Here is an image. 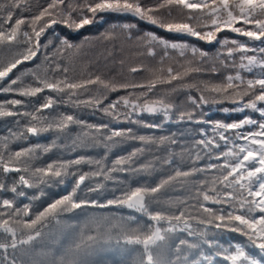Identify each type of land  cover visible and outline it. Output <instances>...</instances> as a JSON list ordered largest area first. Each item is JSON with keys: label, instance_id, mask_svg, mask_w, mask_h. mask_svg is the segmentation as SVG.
Instances as JSON below:
<instances>
[{"label": "snow or ice", "instance_id": "1", "mask_svg": "<svg viewBox=\"0 0 264 264\" xmlns=\"http://www.w3.org/2000/svg\"><path fill=\"white\" fill-rule=\"evenodd\" d=\"M23 7L25 0H0V46H6L11 52L10 56L0 55V82L8 80L20 65L37 59L42 47L45 49L44 64L47 67L42 72L36 70L22 74L32 76L35 86L30 84L14 88V85L22 83V76H18L11 79L7 87L0 88V93L36 97L47 90L60 94L61 98L66 96L77 106L102 110L111 120L109 123L91 125L73 114L62 113L58 118H52L50 113L48 116L41 115L44 110L57 105V99L52 96L47 97L35 112L18 113L15 108L24 101L11 99L0 103V117L31 116L26 129L11 133L14 141L48 131L64 133L70 126L80 124L94 130L84 131L73 142L74 145L78 142L82 148L89 145L109 148L123 140L139 141L141 146L127 156L117 157L111 162V167L107 165L106 152L103 159L79 156L58 165L49 163L45 168L31 164L37 148L10 152L9 138L0 141L4 145V150L0 151L3 173H20L17 184L8 189L7 185L0 183V191L10 190L19 197L25 196V193L19 191L18 186L31 188L37 184H63L70 166H95L93 171L73 173L75 184L71 191L53 199L35 214L31 203L21 207L13 199L0 200V264H104L98 257L104 248L110 246L113 234H116L117 244L122 239L124 245L140 246L132 249L136 255L131 261L122 264H217L216 257L223 264H264V260L246 251L244 245L235 243L224 246L215 238L220 231L237 233L246 237L248 245L258 249L264 257V74L245 81L241 71L237 70L235 74L229 73L220 83L201 81L198 84H185L188 89L195 88L199 95L193 96L189 92L184 105H177L171 101L168 91L152 97L160 85H172L174 81H184L192 74L204 73L206 70L199 67V63L208 53L201 49L169 42L151 32L140 37L138 42L148 57L154 58L156 47L162 45L161 62L169 56V49L186 61V65H182V72L169 66L166 76L161 70V74L153 73L155 79L145 83L118 81L101 75L77 80L69 76V69L62 63V58L68 52L77 55L80 46L61 36H54L53 41L41 44V37L54 25L63 24L79 31L97 22L99 14L130 15L169 33L188 35L209 44L219 42L225 51L219 52L217 59L225 67L229 64L236 67L235 58L239 54L238 68L251 72L254 67L264 69V46L250 47L247 42L229 41L227 38L218 41V34L227 30L246 37L248 42L258 41L264 45V0H154L151 4H146L144 0H50L38 15L31 19H15L13 24L15 12ZM174 10H179L185 19L176 21L173 18ZM192 21H196V24L193 25ZM24 26L31 31L24 30ZM105 39L111 40V34L106 35ZM55 40H59L60 45L50 55L47 49ZM229 43L235 47H227ZM189 51L191 59H188ZM250 52L255 54L249 55ZM142 71L143 65L130 68L132 74ZM210 71L216 74L217 69L213 66ZM93 89L96 95L81 99ZM118 91L127 94L105 106L109 93ZM226 102L236 106L221 109L226 114L250 109L258 113L259 118L245 116L230 123L197 119V113L202 114L209 103ZM7 105H11L12 109ZM144 114L163 116V122L143 120L141 117ZM174 120L207 125L212 135H208L206 128H201L199 139L195 140L187 161L182 153L181 164L176 165L173 172L160 179L155 186L144 182L133 187L131 183H125L113 175H151L162 158L156 157L155 162H142L145 152L153 147L167 151L166 144L178 143L174 134L172 137L138 134L132 128H114L113 121L161 130L164 123ZM221 148L224 150L220 151ZM48 151H51V147L44 148L45 153ZM205 158L206 163L203 162ZM163 164L172 167L176 164L175 156L170 153V158L163 159ZM89 179L95 181V186L86 185ZM108 181L118 185L112 190L111 199L81 198L82 186H87L88 193L99 195L107 190L105 182ZM177 185L184 189L186 197L172 199L168 196V190L175 189ZM110 207L134 210L147 220L141 223L135 216H121L117 221L115 214H92L87 216L82 227L73 225L70 231L62 221L63 214ZM77 227H80L79 237H72L67 245L56 236L59 231L61 236L67 238ZM213 229L215 232L210 237ZM184 234L185 238H181Z\"/></svg>", "mask_w": 264, "mask_h": 264}, {"label": "trees", "instance_id": "2", "mask_svg": "<svg viewBox=\"0 0 264 264\" xmlns=\"http://www.w3.org/2000/svg\"><path fill=\"white\" fill-rule=\"evenodd\" d=\"M50 0H25V7L21 10L15 12V17L12 21L14 24L15 19L25 18L31 19L32 16L38 15L39 11L43 7L47 6ZM71 2V0H70ZM146 4H151L154 0H144ZM185 12L187 10H184ZM90 15V14H89ZM173 18L176 21L184 20V15L181 14L179 10L173 11ZM192 24L195 25L196 21H192ZM24 30L31 31L30 28L24 26ZM154 33L158 37L163 38L169 42L187 44L190 47H196L208 53V56L199 63V67L205 69L206 71L201 74H192L187 77L184 81L176 82L174 81L172 85H160L158 86L155 96L156 98L164 94L165 91L170 92V99L172 102L177 105H184V102L187 100L189 92L193 96H198L199 93L195 88L188 89L185 84H198L201 81L209 83H220L224 81V78L229 74H235L237 70L241 71L242 76L245 81L248 79L260 78L264 74V69L260 67H254L251 72L240 70L239 66V54L236 55V67H232L229 64L228 67H225L220 59H217V54L222 49L221 43L213 42L211 44L204 41H200L197 38L190 37L188 35L169 33L163 29L155 27L153 25L147 24L146 22L140 21L135 17L130 15H117V14H99L97 17V22L85 26L84 28L76 31L65 27L63 24L54 25L51 29H48L45 34L41 37V44H48L49 41H53L54 36L67 37L68 40L74 44L80 46V51L77 55H72L71 52H68L62 58V63L68 67L69 76L77 80L86 79L89 76L101 75L108 79H115L118 81H142L148 82L150 79H155L153 73L167 75V68L169 66L173 67L175 71L182 72L184 68L182 65H186V61L181 59L175 51L169 49V56L162 60L163 56V46L159 45L156 47V56L154 58L148 57L143 53L142 47L139 44L138 40L140 37L145 36L147 33ZM111 34L112 39L107 40L105 36ZM129 36L132 38L129 39ZM238 40L240 42H247L250 47H262L260 42H248L246 37L239 36L236 33L230 31H223L218 34V41H224L225 39ZM23 40V37H20ZM60 45L59 40H55L54 44L47 49V52L51 55L55 53L56 47ZM227 47H235L231 43ZM22 50V49H21ZM44 51L45 49L41 48V53L37 59L24 63L14 70L8 80L0 82V88L7 87L11 79H15L22 74L29 73L32 71H43L47 65L44 64ZM253 55L255 53H248ZM0 55L10 56L11 52L8 51L6 46H0ZM57 59H60L57 57ZM188 59H191V53H188ZM200 58H197L199 62ZM246 63V61H245ZM143 65L144 71L132 74L130 72L131 67H136ZM55 65L53 64V67ZM215 66L217 69L216 74H212L210 69ZM33 85L34 80L30 75L22 76V83L14 85V88L25 87L28 85ZM175 89V91H172ZM139 91V90H137ZM127 93L125 91L112 92L108 95V100L105 101V106L113 100H116L120 96H124ZM89 95H96L95 90H91L89 93H85L81 99H87ZM52 96L57 99L58 103L53 109L44 110L41 115L48 116L51 114L52 118H58L60 114H73L78 119L86 121L87 124L98 125L100 123H109L111 118L104 115L102 110H94L91 107L84 105L77 106L76 104L68 101V98L65 96L60 97L58 93H50L47 90L38 94L36 97H22L16 93H0V103H4L11 99H20L24 101L21 106H17L15 111L18 113H33L36 109L40 107L43 103L46 102V98ZM248 99V98H245ZM9 109H12L11 105H7ZM236 107L231 103L223 104H213L209 103L204 107L203 113H197V119H210L211 121H222V122H233L243 119L245 116H252L253 118H259L258 113H253L252 110L248 109L244 112H233L224 113L221 109L229 108L232 109ZM141 119L148 122L155 121L156 123L163 122V116H152L144 114ZM31 116L26 115H17L12 117H0V141H3L5 137H8V146L10 152H15L21 148L34 147L37 148L35 156L31 160L33 167H47L49 163L60 164L66 163L68 161L74 160L79 156H88L93 159H103L105 153H108L107 165L111 167V162L119 156L129 155L135 148L140 147L139 141L132 140H123L120 143L110 145L109 148H105L102 145L98 147L82 148L79 146L78 142L74 145V141L77 140V137L81 136L84 131H94L89 130L86 127H82L80 124H74L70 126L68 130L64 133H57L55 131L43 132L38 136H26V138L19 141H14L11 136L12 132H20L22 129H26ZM17 121L20 123L17 124ZM114 128L127 129L132 128L134 132L138 134H147V135H165L172 137L178 141L176 145L166 144L163 149H156L153 147L150 151L145 152L142 162L153 161L155 162L156 157H161L162 159L156 164L155 171L151 175L140 174L134 176L131 173L124 175L122 173H114L116 177L124 180L125 183H131L133 187L137 184H142L148 182L155 186L156 183L162 178H166L168 174L173 172V169L176 165L181 164V154L183 153V159L187 161L188 153L194 149L195 140L199 139V131L201 128H206L208 130V135H212V131L204 124H189V123H179L175 120L172 122L164 123V127L161 130H153L149 128L141 127L140 125L133 123H120L117 124L114 121L112 122ZM223 143V142H221ZM183 145V149L181 148ZM51 147V151L44 152V148ZM4 150V145L0 144V151ZM224 149L221 148L220 151ZM171 155L175 156L176 164L172 167H168L163 164V159L170 158ZM206 163V158L203 161ZM95 170V166H89L87 164L83 165H72L70 166L69 174L64 177V183H50V184H37L31 188H23L18 186L19 191H23L25 196L19 197L9 191H0V200L2 199H13L14 202L23 206V204L31 203L33 208V214L36 211H42L43 207H46L47 203H51L53 199L59 198L60 196L66 194L67 191H71V188L75 184V178L73 173L89 172ZM20 173L10 172L4 174L2 168H0V183L7 185V188L10 189L13 184H17L18 177ZM107 185V190L102 194L97 193H88L87 186H82V191L80 193L81 198L87 197L99 198L101 201H106L111 199L113 192L112 190L118 187L117 184H114L112 181L105 182ZM86 185L95 186V181L89 179L86 181ZM119 193H117L118 195ZM168 196L172 199L184 198L187 196V193L179 185L175 189L168 190ZM33 197H38V199H32ZM168 197H165L167 199ZM113 215L115 214L117 221L120 217L135 216L137 220L141 223L147 220V217H142L140 213L135 212L124 207H110L106 209H93L88 208L84 210H77L75 213L63 214L62 221L65 228H68L70 231V226L79 225L83 226L88 215ZM80 227H77L75 232H70V235L65 238L60 235L58 231L56 236L61 240L62 243L67 245L72 237H79ZM215 232V229L209 233L211 237L212 233ZM92 234V233H89ZM185 235H181V238H185ZM215 238L224 246L229 244L240 243L245 246V250L248 251L251 255L257 259L264 260V257L261 256L259 250L249 246L247 238L241 236L237 233H231L228 231H220L216 233ZM51 243V241H48ZM178 242V241H177ZM140 246L136 245H124L123 240L121 243L117 244L116 234H113L110 246L104 248L100 254L99 259H101L104 264H122L124 261H131V259L136 255L132 251L133 248H139ZM217 264H223L219 257L215 258Z\"/></svg>", "mask_w": 264, "mask_h": 264}]
</instances>
